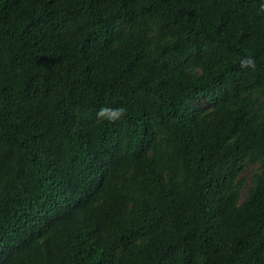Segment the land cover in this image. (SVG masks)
Here are the masks:
<instances>
[{"label": "trees", "instance_id": "1", "mask_svg": "<svg viewBox=\"0 0 264 264\" xmlns=\"http://www.w3.org/2000/svg\"><path fill=\"white\" fill-rule=\"evenodd\" d=\"M261 4L0 0V264H264Z\"/></svg>", "mask_w": 264, "mask_h": 264}, {"label": "clouds", "instance_id": "2", "mask_svg": "<svg viewBox=\"0 0 264 264\" xmlns=\"http://www.w3.org/2000/svg\"><path fill=\"white\" fill-rule=\"evenodd\" d=\"M260 11L264 12V4L260 5ZM241 67L255 68V62L251 57L242 58ZM125 114H126V109L124 107H111L109 105H104L97 110L96 118L103 119L111 123H116Z\"/></svg>", "mask_w": 264, "mask_h": 264}, {"label": "rangeland", "instance_id": "3", "mask_svg": "<svg viewBox=\"0 0 264 264\" xmlns=\"http://www.w3.org/2000/svg\"><path fill=\"white\" fill-rule=\"evenodd\" d=\"M252 166H253L252 164H247L246 167H245V169H244V173L245 174H248L249 171H250V169L252 168Z\"/></svg>", "mask_w": 264, "mask_h": 264}]
</instances>
